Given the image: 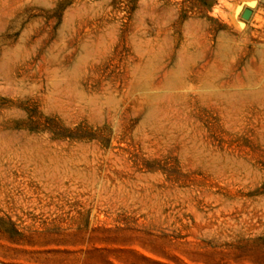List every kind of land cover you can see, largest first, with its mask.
Returning <instances> with one entry per match:
<instances>
[{
	"label": "rangeland",
	"instance_id": "obj_1",
	"mask_svg": "<svg viewBox=\"0 0 264 264\" xmlns=\"http://www.w3.org/2000/svg\"><path fill=\"white\" fill-rule=\"evenodd\" d=\"M19 1L0 264H264V0Z\"/></svg>",
	"mask_w": 264,
	"mask_h": 264
},
{
	"label": "bare ground",
	"instance_id": "obj_2",
	"mask_svg": "<svg viewBox=\"0 0 264 264\" xmlns=\"http://www.w3.org/2000/svg\"><path fill=\"white\" fill-rule=\"evenodd\" d=\"M23 1H24V0H23ZM23 1H22V2L19 1V2H20V3H25V2H23ZM17 2H18V0H17ZM39 2H40V1H39ZM2 3H3V1H2ZM26 3H27V2H26ZM31 3H32V2H31ZM35 3H36V1H35ZM45 3H46V2H45ZM37 4H38V1H37ZM40 4H41V3H40ZM43 4H44V3H43ZM43 4H42V5H43ZM20 5H21V4H20ZM17 6H18V5H17ZM29 6H30V5H29ZM13 7H14V6H13ZM30 7H32V6H30ZM9 9H11V7H10ZM30 10H31V9H30ZM30 10H29V11H30ZM12 11H13V10H12ZM15 11H16V10H15ZM4 12H5V11H4ZM18 12H19V11H18ZM12 13H13V12H12ZM16 13H17V12H16ZM16 13H15V14H16ZM21 13H22V12H21ZM28 13H29V12H28ZM180 14H181V13H180ZM6 15H7V14H6ZM13 15H14V13H13ZM27 15H28V14H27ZM31 15H33V14H31ZM8 16H9V14H8ZM24 16H25V15H24ZM27 18H28V17H27ZM8 21H9V20H8ZM108 26H109V25H108ZM28 28H29V27H28ZM4 29H5V28H4ZM0 30H1V29H0ZM188 33H189V32H188ZM256 33H257V32H256ZM198 35H199V34H198ZM198 35H197V36H198ZM182 36H183V35H182ZM202 36H203V34H202ZM189 38H190V37H189ZM189 38H188V39H189ZM203 38L206 39L205 37H203ZM9 39H10V38H9ZM188 39H187V40H188ZM204 39H203V41H204ZM258 39H259V38H258ZM3 40H4V38H3ZM6 40H8V39H6ZM200 40H201V39H200ZM200 40H199V41H200ZM219 40H220V39H219ZM219 40H218V41H219ZM185 41H186V39H185ZM190 41H191V40H190ZM203 41H202V42H203ZM183 42H184V41H183ZM6 44H7V43H6ZM8 44H9V43H8ZM195 44H196V43H195ZM198 44L200 45L201 43L198 42ZM207 44H208V43H207ZM11 45H12V44L10 43V46H11ZM192 45H193V44H192ZM201 45H202V44H201ZM201 45H200V46H201ZM203 45H204V44H203ZM195 46H196V45H195ZM195 46H194V47H195ZM205 46H206V45H204V47H205ZM220 46H222V45H220ZM4 47H5V46H4ZM13 47H14V46H13ZM182 47H183V46H182ZM189 47H190V46H189ZM194 47H193V48H194ZM197 47L199 48V46H197ZM206 47H207V46H206ZM206 47H205V49H206ZM217 47H218V46H217ZM263 47H264V46H263ZM190 48H191V47H190ZM200 48H201V47H200ZM202 48H203V47H202ZM218 48H219V47H218ZM222 48H223V47H222ZM234 48H235V47H234ZM188 49H189V48H188ZM195 49H197V48H195ZM12 50H15V49H12ZM12 50H11V52H12ZM200 50H201V49H200ZM215 50H216V49H215ZM218 50H219V49H218ZM3 51H5V50L3 49ZM3 51H2V53H3ZM7 51H8V49H7ZM183 51H184V50H183ZM186 51H187V50H186ZM189 51H192V50H189ZM202 51H203V49H202ZM202 51H200V52H202ZM204 51H205V50H204ZM224 51H225V50H224ZM226 51H227V50H226ZM198 52H199V51H198ZM200 52H199V53H200ZM184 53H185V52H184ZM189 53H190V52H189ZM196 53H197V52H196ZM196 53H194V54H196ZM215 53H216V52H215ZM262 53H263V52H262ZM217 54H218V53H217ZM261 55H262V54H261ZM8 56H9V55H8ZM11 56H12V55H11ZM11 56H10V57H11ZM12 57H13V56H12ZM145 57H146V56H145ZM256 57H257V56H256ZM258 57H259V56H258ZM254 58H255V57H254ZM261 58H262V57H261ZM261 58H260V59H261ZM254 60H255V59H254ZM143 61H144V60H143ZM257 62H258V60H257ZM260 62L262 63V61H260ZM263 62H264V61H263ZM253 63H255V62L253 61ZM2 64H4V63H2ZM208 64H210V63H208ZM262 64L264 65V63H262ZM262 64H261V66H262ZM0 66H1V65H0ZM6 66H7V65H6ZM207 66H208V65H207ZM263 67H264V66H263ZM1 68H2V67H1ZM135 68H136V67H135ZM152 68H153V67H152ZM152 68H151V70H153ZM208 68H209V67H208ZM258 68H259V67H258ZM260 68L262 69V67H260ZM7 69H8V68H7ZM14 69H15V68H14ZM14 69H13V70H14ZM131 69H132V68H131ZM147 69H148V68H147ZM133 70H134V69H133ZM135 70H136V69H135ZM139 70H140V69H139ZM144 70H145V69H144ZM207 70H208V69H207ZM215 70H216V69H215ZM246 70H248V69H246ZM263 70H264V69H263ZM140 71H141V70H140ZM145 71H146V70H145ZM210 71H211V70H210ZM210 71H209V72H210ZM216 71H217V70H216ZM216 71H215V72H216ZM248 71H249V70H248ZM4 72H5V71H4ZM13 72H14V71H13ZM135 72H137V71H135ZM140 73H141V72H140ZM146 73H147V72H146ZM169 73H170V71H169ZM219 73H221V72H219ZM7 74H8V73H7ZM7 74H5V75H7ZM173 74H174V73H173ZM199 74H200V73H199ZM204 74H205V73H204ZM206 74H208L207 71H206ZM206 74H205V75H206ZM209 74H210V73H209ZM217 74H218V73H217ZM246 74H247V73H246ZM8 75H9V74H8ZM15 75H18V74H14V76H15ZM138 75H139V74H138ZM166 75H168V74H166ZM196 75H197V74H196ZM205 75H204V76H205ZM214 75H215V74L213 73V76H214ZM169 76H170V75H168V77H169ZM199 76H200V75H199ZM208 76H209V75H208ZM216 76H218V75H216ZM9 77H10V76H9ZM53 77H54V76H53ZM58 77H59V76H58ZM202 77H203V76H202ZM0 78H1V77H0ZM135 78H136V77H135ZM139 78H141V77H139ZM203 78H204V77H203ZM206 78H207V76H206ZM212 78H213V77H212ZM212 78H211V79H212ZM250 78H252V77H250ZM18 79H20V78H18ZM21 79H22V78H21ZM52 79H53V78H52ZM54 79H55V78H54ZM144 79H145V78H144ZM204 79H205V78H204ZM208 79H209V78H208ZM213 79H214V78H213ZM9 80L11 81V79H9ZM206 80H207V79H205V81H206ZM216 80H217V79H216ZM138 81H139V80H138ZM200 81H201V80H200ZM203 81H204V80H203ZM203 81H202V82H203ZM213 81H214V80H213ZM13 82H14V81H13ZM136 82H137V81H136ZM208 82H209V81H208ZM208 82H204V83L206 84V83H208ZM211 82H212V81H211ZM209 83H210V82H209ZM212 83H213V82H212ZM212 83H211V85H213ZM226 84H227V83H226ZM196 85H197V83H196ZM196 85H195V86H196ZM208 85H209V84H208ZM216 85H217V84H216ZM218 85H219V84H218ZM218 85H217V87H220V86H218ZM222 85H223V84H222ZM222 85H221V86H222ZM227 85H228V84H227ZM241 85H242V84H241ZM209 86H210V85H209ZM235 86H236V85H235ZM222 87H223V89L226 88V87L224 88V86H222ZM38 88H39V87H38ZM195 88H196V87H195ZM210 88H211V87H210ZM19 89H20V88H19ZM32 89H33V88H32ZM219 89H220V88H219ZM223 89H222V90H223ZM36 91H37V90H36ZM209 91H211V90H209ZM209 91H208V92H209ZM224 91H225V90H224ZM247 91H248V90H247ZM261 91H262V90H261ZM261 91H260V92H261ZM28 92H29V91H28ZM34 92H35V91H34ZM44 92H45V91H44ZM249 92H250V91H249ZM251 92H252V91H251ZM257 92H259V91H257ZM81 93H82V92H81ZM253 93H254V92H253ZM40 94H41V93H40ZM206 94H207V93H206ZM251 94H252V93H251ZM258 95H259V94H258ZM31 96H32V95H31ZM45 96H46V95H45ZM96 96H97V95H96ZM219 96H220V95H219ZM28 97H29V96H28ZM91 97H92V96H91ZM201 97H202V96H201ZM204 97H205V94H204ZM222 97H223V96H222ZM33 98H34V97H33ZM209 99H210V98H209ZM220 99H221V98H220ZM224 100H225V99H224ZM231 100H232V99H231ZM218 101H219V100H218ZM225 101H226V100H225ZM226 102H227V101H226ZM241 102H242V101H241ZM108 103H109V102H108ZM193 148H194V147H193ZM195 148H196V147H195ZM200 152H201V150H200ZM216 162H217V161H216Z\"/></svg>",
	"mask_w": 264,
	"mask_h": 264
},
{
	"label": "water",
	"instance_id": "obj_3",
	"mask_svg": "<svg viewBox=\"0 0 264 264\" xmlns=\"http://www.w3.org/2000/svg\"><path fill=\"white\" fill-rule=\"evenodd\" d=\"M240 8H238L239 10ZM253 13V10L250 8V7H246L243 11H242V17L245 19V20H248L250 19L251 15Z\"/></svg>",
	"mask_w": 264,
	"mask_h": 264
}]
</instances>
